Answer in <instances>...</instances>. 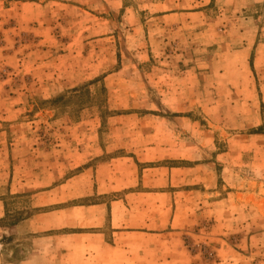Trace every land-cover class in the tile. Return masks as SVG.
I'll return each instance as SVG.
<instances>
[{
    "label": "rangeland",
    "instance_id": "374dc122",
    "mask_svg": "<svg viewBox=\"0 0 264 264\" xmlns=\"http://www.w3.org/2000/svg\"><path fill=\"white\" fill-rule=\"evenodd\" d=\"M0 264H264V0H0Z\"/></svg>",
    "mask_w": 264,
    "mask_h": 264
}]
</instances>
